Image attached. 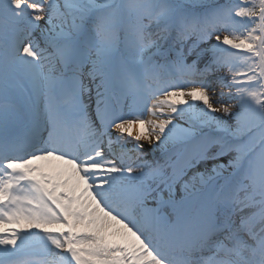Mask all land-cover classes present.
<instances>
[{
    "label": "snow or ice",
    "instance_id": "obj_1",
    "mask_svg": "<svg viewBox=\"0 0 264 264\" xmlns=\"http://www.w3.org/2000/svg\"><path fill=\"white\" fill-rule=\"evenodd\" d=\"M0 264H264V0H0Z\"/></svg>",
    "mask_w": 264,
    "mask_h": 264
}]
</instances>
